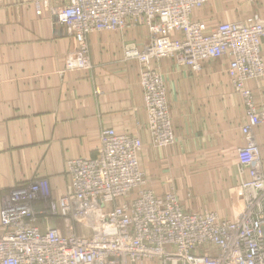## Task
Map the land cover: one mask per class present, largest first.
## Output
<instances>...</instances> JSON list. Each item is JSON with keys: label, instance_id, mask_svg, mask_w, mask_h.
Instances as JSON below:
<instances>
[{"label": "built area", "instance_id": "2783aa9c", "mask_svg": "<svg viewBox=\"0 0 264 264\" xmlns=\"http://www.w3.org/2000/svg\"><path fill=\"white\" fill-rule=\"evenodd\" d=\"M208 3L66 0L57 21L77 43L75 63L83 70L93 67L91 34L146 30L142 45H126L123 57L140 65L156 148L174 145L176 137L165 79L154 64L167 59L199 74L206 63L227 60L228 81L246 108L233 216L190 212L173 189L160 195L146 188L142 140L104 128L94 157L66 163L63 195L54 198L48 180L40 178L4 196L0 264H264V172L253 135L264 125V105L257 106L246 87L264 81V17L208 26L193 17Z\"/></svg>", "mask_w": 264, "mask_h": 264}, {"label": "crops", "instance_id": "0c3cea01", "mask_svg": "<svg viewBox=\"0 0 264 264\" xmlns=\"http://www.w3.org/2000/svg\"><path fill=\"white\" fill-rule=\"evenodd\" d=\"M65 5L66 0H0V235L4 196L35 178L48 180L54 198L63 195L66 163L94 157L104 128L142 140L146 188L160 195L173 189L187 211L232 217L246 108L239 95H229L227 60L208 62L199 74L167 59L154 64L165 79L176 137L174 145L156 148L140 65L123 57L126 45H142L146 30L91 34L93 67L79 69L78 45L57 21ZM248 8L264 17V0H209L193 17L213 26L245 20ZM246 87L263 106L264 81ZM253 135L264 172V125Z\"/></svg>", "mask_w": 264, "mask_h": 264}, {"label": "rangeland", "instance_id": "374dc122", "mask_svg": "<svg viewBox=\"0 0 264 264\" xmlns=\"http://www.w3.org/2000/svg\"><path fill=\"white\" fill-rule=\"evenodd\" d=\"M243 8H245V7H243ZM249 10V8L248 9H246V10H244V11H248ZM235 12H238V10L236 9L235 10ZM256 15H258V14H250V10L247 12V14L244 16V18H248V17H254V16H256ZM258 16H260V15H258ZM107 33H115V32H102L101 34H107ZM217 63V62H216ZM229 95H232L233 97L235 96V95H237L234 91H233V89H229ZM36 179H40V178H35V180ZM43 179H46V178H43ZM34 180V181H35ZM12 190V189H11Z\"/></svg>", "mask_w": 264, "mask_h": 264}]
</instances>
